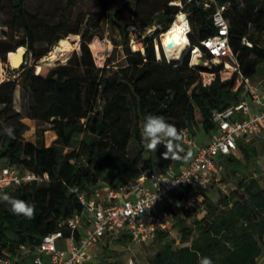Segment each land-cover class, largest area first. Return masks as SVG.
Masks as SVG:
<instances>
[{"label": "trees", "instance_id": "16d2710c", "mask_svg": "<svg viewBox=\"0 0 264 264\" xmlns=\"http://www.w3.org/2000/svg\"><path fill=\"white\" fill-rule=\"evenodd\" d=\"M80 1L0 0V15L7 28L0 36L4 62L20 46H26L38 61L67 36L82 38L79 49L64 62L39 70L35 64H25L16 77L0 80V160L22 171L49 175L47 181L24 183L0 194L35 207L34 218L28 219L13 214L10 205L0 200V256L9 253L22 264L33 256L45 235L81 208L71 188L90 191L127 184L145 171L160 169L141 137L146 115L163 116L178 130L189 129L194 136L197 127L210 134L216 129L213 113L241 100V90L234 88L236 74L223 80L217 72L211 83L204 84L202 71L208 67L192 64L199 53L197 49L192 54L195 46L211 57L201 41L216 33L215 5L202 6L199 0H125L111 13L115 0H93L95 8L88 11L78 9ZM217 3L225 5L229 42L240 68L252 77L264 63V1ZM180 11L189 15L190 45L183 59L173 62L157 49L156 37L170 29ZM105 19L111 27L119 26L121 38H113V55L98 66L90 41ZM130 23L157 28L143 37V49L132 47ZM116 52L123 62L114 65ZM220 67L214 65L212 70ZM19 85L28 97L24 112L15 107ZM25 118L48 124L56 135L53 143L46 144L45 128L38 130L37 141L27 140L30 127ZM8 127L14 129L12 136L5 133ZM260 141L264 146V139ZM179 143L180 158L171 159L177 165L189 155L182 140ZM159 147L166 151L163 144ZM238 150L243 158L233 153L221 156L224 169L244 171V159L250 161L256 152L244 141L238 143ZM261 172V177H244L235 189L217 199L210 194L212 182L198 207L176 212L177 235L158 231L150 241L157 250L144 264H198L203 256L213 264H264L259 261L264 252V169Z\"/></svg>", "mask_w": 264, "mask_h": 264}, {"label": "built area", "instance_id": "2783aa9c", "mask_svg": "<svg viewBox=\"0 0 264 264\" xmlns=\"http://www.w3.org/2000/svg\"><path fill=\"white\" fill-rule=\"evenodd\" d=\"M199 1L204 6L215 5L212 19L216 27L215 34L201 41L210 58L205 57L199 46L192 49V54L199 50V59H204V66L208 67L202 71V81L204 84L211 83L217 72L223 80L236 74L234 88L241 90V100L213 113L216 129L209 140L199 141L189 129L183 130L182 143L189 155L180 165L170 162L160 170L141 173L127 184L100 186L90 191L78 186L71 188L81 208L63 219L57 230L45 235L33 256L23 264H98L93 260L97 246L104 240L112 242L127 238L130 242L141 244L153 240L158 231L173 233L176 212L198 207L203 192L212 182L221 180L224 171V165L219 162L221 156L236 154L240 141L254 137L264 139V75L253 82L242 72L229 42L225 5H219L217 0ZM181 13L187 12L180 11L173 24L185 20L189 37V15L178 20L177 16ZM244 42L252 45L246 38ZM158 47L170 61L162 38L160 44L157 43ZM94 58L98 64L95 55ZM196 64L199 65L198 61ZM219 64L220 69L213 71V66ZM48 179L47 173L40 175L22 171L0 160V194L11 187ZM0 264L22 263L5 253L0 256ZM125 264L136 263L131 258Z\"/></svg>", "mask_w": 264, "mask_h": 264}, {"label": "rangeland", "instance_id": "374dc122", "mask_svg": "<svg viewBox=\"0 0 264 264\" xmlns=\"http://www.w3.org/2000/svg\"><path fill=\"white\" fill-rule=\"evenodd\" d=\"M125 0H115V3L113 5V9L111 10V13H113L117 8L121 7ZM95 8V3L93 0H81L80 5L78 9L81 10H91ZM3 15H0V36L3 35V30L7 29L3 25ZM124 22V20L122 21ZM156 27H138L132 23H130L127 26V30L130 32L131 36V44L132 47L135 49H140L143 47L142 45V39L143 37L152 34V32L156 31ZM20 33H17L19 35ZM163 32L157 34L156 42L158 45L160 44L161 36ZM117 37V39H120L119 35V26L111 27L109 22L105 19L103 20L101 24V29L98 34H96L93 39L90 41V46L92 48V51L94 55L96 56L98 60V66H104L107 62V59L113 55L115 46L113 42V38ZM81 36L71 34L66 37L64 40V43H68L71 45V48L69 51L65 52V55H63L61 58H57L56 60L52 61L49 59V54L51 52H56L54 49L53 51H50L47 55L40 58L38 61H35L34 59V53L28 52L25 55L24 62L22 63L21 67L25 64L33 65L35 64L36 70H39L40 67L43 66H53L57 64L58 62H64L67 57L70 56V54L74 50L79 49V45L81 43ZM163 41V37H162ZM163 45V42H162ZM36 48H39L40 45L36 44ZM27 48L26 46H24ZM59 50L64 48L63 45H58ZM13 52V51H12ZM187 52V51H186ZM66 53H69L68 56H66ZM9 56L11 57V52L9 53ZM8 56V57H9ZM199 57V55L197 54ZM197 56H195L194 60H196ZM192 60V59H191ZM123 59L119 56V54L116 52V58L112 62L114 65L118 63H122ZM19 68H13L11 65L10 60L8 59L7 62H4L0 58V80L8 79L11 77H16L18 74ZM264 75V63H261L258 67L257 72L251 77V80L253 82H256L258 79H260ZM28 97L26 96L25 92L23 91L22 87L19 85L17 87L16 93H15V107L17 110L24 112L25 104L27 102ZM1 107V106H0ZM29 124L30 129L25 133V137L29 141H37L38 139V130L45 128L44 131V140L46 144L51 145L55 138V132L50 129V126L48 124H41L34 120H26ZM212 134V133H210ZM206 135V133H203V130L201 127H197V134L196 138L198 140H203V137L209 138ZM203 138V139H202ZM252 145L255 148L256 152L255 155L250 159V161H247V159H244L245 168L244 171H237L234 170L233 167H227L222 172V177L219 182H214V187L210 191V194L217 199L219 194L229 193L231 190L235 189L238 185V182L242 180L246 176L254 175L257 177H261V171L264 169V146L263 144L258 141L257 137L253 138ZM73 147H75L73 145ZM151 154L154 156L155 161L157 162L158 166H160V169L164 167V165H168L171 160V158L165 159L163 156V151L159 145L157 146L156 151H150ZM146 157H148V154H146ZM243 158V157H242ZM194 219V218H192ZM173 235H177L175 230L173 231ZM157 250L156 245L147 242V243H134L130 242L129 239L124 238L123 240L119 241H103L101 244L97 246V257L93 260L95 263H106V264H125L126 262H129L131 258H133L134 262L136 264H144L148 263V259L154 254V252ZM264 260V252L259 258V261Z\"/></svg>", "mask_w": 264, "mask_h": 264}, {"label": "clouds", "instance_id": "9594fccd", "mask_svg": "<svg viewBox=\"0 0 264 264\" xmlns=\"http://www.w3.org/2000/svg\"><path fill=\"white\" fill-rule=\"evenodd\" d=\"M141 137L144 146L150 151H156L157 146L163 144L166 151L163 153L165 159H179V151H183L180 141L183 138V132L178 130L175 125L168 123L163 116L148 114L145 116L141 125ZM5 133L9 136L14 134V129L8 127ZM0 200L10 205V211L16 215H23L28 219L34 218L35 207L24 200L16 199L9 194L0 196ZM198 264H213L212 260L203 256L198 260Z\"/></svg>", "mask_w": 264, "mask_h": 264}, {"label": "bare ground", "instance_id": "6f19581e", "mask_svg": "<svg viewBox=\"0 0 264 264\" xmlns=\"http://www.w3.org/2000/svg\"><path fill=\"white\" fill-rule=\"evenodd\" d=\"M188 24L185 20H181V22H176L172 24L170 29L163 32L161 38L163 37V46L165 47L166 55L170 61H181L186 54V51L189 48L190 41L189 37L187 35L188 32ZM60 45H63L64 48L60 49L58 52H51L49 54V59L54 61L57 58H61L63 55H65L66 51L70 52L71 45L68 43H64V40H62ZM21 48V47H20ZM19 48V49H20ZM16 51H13L11 53L10 62L12 55ZM69 53H66V56H68ZM199 55V53H198ZM199 57L197 56L196 60L193 61V64H196Z\"/></svg>", "mask_w": 264, "mask_h": 264}, {"label": "water", "instance_id": "95a60500", "mask_svg": "<svg viewBox=\"0 0 264 264\" xmlns=\"http://www.w3.org/2000/svg\"><path fill=\"white\" fill-rule=\"evenodd\" d=\"M202 6H204V5L202 4ZM185 17H188V14L187 13H181L177 16V19L180 20V19H183ZM20 47H19L20 49L18 48L16 50V52L12 55L11 65L13 68H20L22 63L24 62L25 55L27 54V48H25L24 46H20ZM55 50H56V52L59 51V47L57 45L55 46ZM173 62H178V61H173ZM198 64L201 66H204L205 60L204 59H198Z\"/></svg>", "mask_w": 264, "mask_h": 264}, {"label": "crops", "instance_id": "0c3cea01", "mask_svg": "<svg viewBox=\"0 0 264 264\" xmlns=\"http://www.w3.org/2000/svg\"><path fill=\"white\" fill-rule=\"evenodd\" d=\"M251 106H252V108L253 109H255V106H254V104L253 103H251ZM25 120V122H27L26 120H31V119H29V118H25L24 119ZM28 123V122H27ZM29 124V123H28ZM203 136H208L209 138L207 139L206 137H203L202 139V141H207V140H209L210 139V137L212 136V134H206V135H203ZM55 138H56V135H55ZM253 141V138H249V139H247V140H244V142L246 143V144H250V145H252V142ZM258 141H260V139H258ZM34 142V141H33ZM261 142V141H260ZM262 143V142H261ZM253 146V145H252ZM236 155L238 156V157H242V155H241V153H240V151L238 150L237 151V153H236ZM169 162H174L173 160H170ZM163 168V167H162ZM161 168V169H162ZM160 170V169H159ZM96 256L94 257V259L97 257V253L95 254ZM101 264H102V262H101ZM105 264V263H104Z\"/></svg>", "mask_w": 264, "mask_h": 264}]
</instances>
